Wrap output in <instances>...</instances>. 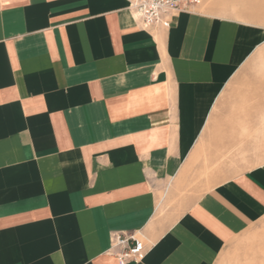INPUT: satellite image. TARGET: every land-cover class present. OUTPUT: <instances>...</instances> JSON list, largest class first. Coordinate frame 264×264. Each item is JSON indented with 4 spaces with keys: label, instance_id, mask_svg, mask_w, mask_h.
Here are the masks:
<instances>
[{
    "label": "crops",
    "instance_id": "obj_1",
    "mask_svg": "<svg viewBox=\"0 0 264 264\" xmlns=\"http://www.w3.org/2000/svg\"><path fill=\"white\" fill-rule=\"evenodd\" d=\"M128 3L0 0V264H118L113 231L143 238L130 264H216L264 218V162L159 214L201 174L264 24L239 0H201L147 30Z\"/></svg>",
    "mask_w": 264,
    "mask_h": 264
},
{
    "label": "rangeland",
    "instance_id": "obj_2",
    "mask_svg": "<svg viewBox=\"0 0 264 264\" xmlns=\"http://www.w3.org/2000/svg\"><path fill=\"white\" fill-rule=\"evenodd\" d=\"M239 1L244 5L239 16L264 24V0ZM214 111L217 121L206 150L218 156L207 153L201 159L200 175L174 183L175 195L166 196L159 210L168 222L182 211L180 201L203 191L212 175L225 178L264 162V44L223 91ZM162 192L158 191V200ZM216 264H264V218L228 243Z\"/></svg>",
    "mask_w": 264,
    "mask_h": 264
},
{
    "label": "built area",
    "instance_id": "obj_3",
    "mask_svg": "<svg viewBox=\"0 0 264 264\" xmlns=\"http://www.w3.org/2000/svg\"><path fill=\"white\" fill-rule=\"evenodd\" d=\"M201 0H129L128 9L142 29H167L171 19L182 11L196 6ZM110 254L118 264L138 263L145 255V242L137 232L113 231L110 235Z\"/></svg>",
    "mask_w": 264,
    "mask_h": 264
}]
</instances>
